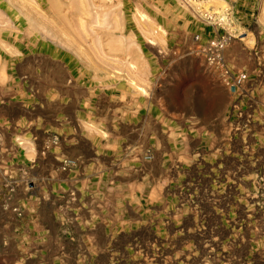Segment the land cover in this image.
Returning <instances> with one entry per match:
<instances>
[{
	"label": "rangeland",
	"instance_id": "rangeland-1",
	"mask_svg": "<svg viewBox=\"0 0 264 264\" xmlns=\"http://www.w3.org/2000/svg\"><path fill=\"white\" fill-rule=\"evenodd\" d=\"M0 264H264V0H0Z\"/></svg>",
	"mask_w": 264,
	"mask_h": 264
},
{
	"label": "built area",
	"instance_id": "built-area-1",
	"mask_svg": "<svg viewBox=\"0 0 264 264\" xmlns=\"http://www.w3.org/2000/svg\"><path fill=\"white\" fill-rule=\"evenodd\" d=\"M214 44H216V43H214ZM217 45V44H216Z\"/></svg>",
	"mask_w": 264,
	"mask_h": 264
},
{
	"label": "bare ground",
	"instance_id": "bare-ground-1",
	"mask_svg": "<svg viewBox=\"0 0 264 264\" xmlns=\"http://www.w3.org/2000/svg\"><path fill=\"white\" fill-rule=\"evenodd\" d=\"M57 8V7H56Z\"/></svg>",
	"mask_w": 264,
	"mask_h": 264
}]
</instances>
